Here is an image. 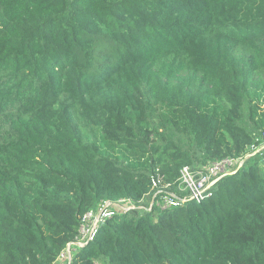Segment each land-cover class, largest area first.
Here are the masks:
<instances>
[{"label":"trees","instance_id":"16d2710c","mask_svg":"<svg viewBox=\"0 0 264 264\" xmlns=\"http://www.w3.org/2000/svg\"><path fill=\"white\" fill-rule=\"evenodd\" d=\"M260 131L264 0H0V264H56L118 198L68 264H264Z\"/></svg>","mask_w":264,"mask_h":264},{"label":"built area","instance_id":"2783aa9c","mask_svg":"<svg viewBox=\"0 0 264 264\" xmlns=\"http://www.w3.org/2000/svg\"><path fill=\"white\" fill-rule=\"evenodd\" d=\"M260 142L258 145L253 143L250 146V152L259 151V146L264 144V131L259 132ZM240 157H223L213 160L204 168L192 170L187 166L182 167L178 189L184 191L188 196L199 201L204 195L205 189L209 186L211 180L227 172L233 167ZM152 185L158 186L161 183L159 171L152 176ZM159 205L162 208L177 205L178 202L172 197L163 195ZM131 207L128 199H104L98 202L94 207L86 210L80 217L77 233L57 257L56 264H68L72 254L76 252L84 243L92 240L98 232L100 226L109 218L117 213H125Z\"/></svg>","mask_w":264,"mask_h":264}]
</instances>
